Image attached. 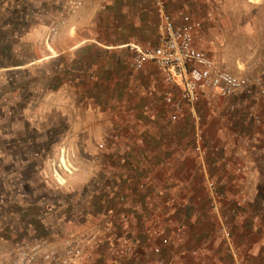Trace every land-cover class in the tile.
Returning a JSON list of instances; mask_svg holds the SVG:
<instances>
[{"label":"rangeland","instance_id":"rangeland-1","mask_svg":"<svg viewBox=\"0 0 264 264\" xmlns=\"http://www.w3.org/2000/svg\"><path fill=\"white\" fill-rule=\"evenodd\" d=\"M124 3L0 0V264H11L24 241L41 238L64 251L73 233L126 223L137 193L122 189L128 161L108 155L120 150V122L105 126L126 109L116 92L129 86L120 78L128 50L116 46L153 35V17L122 13ZM177 4L201 22L196 48L264 79V0ZM224 202L226 216L232 208Z\"/></svg>","mask_w":264,"mask_h":264},{"label":"crops","instance_id":"crops-1","mask_svg":"<svg viewBox=\"0 0 264 264\" xmlns=\"http://www.w3.org/2000/svg\"><path fill=\"white\" fill-rule=\"evenodd\" d=\"M122 1L125 2L122 13L153 17V35L143 42L130 36L129 42L116 47L127 48L133 41L157 44L159 17L153 0ZM178 2L170 6L176 19L181 12ZM87 43L83 40L69 48H82ZM127 59L120 78L129 86L116 92L125 98L127 106L122 103L126 109L121 110L120 119L108 120L105 127L120 122L121 136L117 138L120 150L108 155L128 161V166L121 169L122 189L137 196L134 201L129 199L131 210L124 212L126 223L121 228H112L111 241L99 249L93 262L86 264H233L222 220L211 208L207 175L226 182L225 208L235 206L234 195L248 179L257 184L253 192L247 188L252 199L257 194L256 203L241 208L237 217L228 216V224L233 242L246 263L264 264V207H260L264 205V97L257 91H243L222 100L199 93V120L185 109L173 121L170 118L173 109L165 102V93L171 91L178 97L182 83H165L159 70L149 63L133 73L129 50ZM249 109L260 115L259 123L247 116L245 111ZM198 126L208 147L225 145L227 151L210 156L203 163L193 148ZM138 139H143L144 145H139ZM223 158L232 168L222 162ZM243 165L248 171L237 173L235 168ZM143 181L147 187L140 189ZM158 214H163L162 221L155 223ZM129 241L134 248L126 253L124 245Z\"/></svg>","mask_w":264,"mask_h":264},{"label":"built area","instance_id":"built-area-1","mask_svg":"<svg viewBox=\"0 0 264 264\" xmlns=\"http://www.w3.org/2000/svg\"><path fill=\"white\" fill-rule=\"evenodd\" d=\"M179 0H153L155 11L159 17L157 26L159 37L155 45L133 41L128 43L127 48L130 52V70L133 73L141 71L146 64L159 70L163 81L167 84H174L177 81L182 83V91L178 97L173 92L165 93V102L173 109L170 115L171 120L175 121L179 115L188 109L195 120H199L197 112V101L199 93L208 96H217L222 100H227L243 91H257L264 97V84L259 76H247L237 74L229 69L217 64L206 52L195 47V34L201 27V22L191 15L180 12V17L176 19L170 6ZM80 2H78V6ZM77 6V8H78ZM235 105H233L234 107ZM247 116L259 123L260 115L253 109L245 111ZM204 133L201 127H197L194 134L193 148L203 163L210 156H218L227 151V146L208 147L205 144ZM139 145H144L143 139L137 140ZM104 145L102 144L101 147ZM232 168L225 158L222 162ZM65 162V161H64ZM71 166V164H70ZM71 173L76 168L72 165L67 168ZM237 173L248 171L246 165L235 168ZM240 187L234 195L235 206L229 211L228 215H221L223 201L226 199V182L224 180L206 177V187L211 197L212 210L220 216L222 220V230L226 245L232 255L233 264H245L243 257L235 248L231 229L228 224V216L237 217L240 209L246 207L253 200L252 179ZM145 181L139 184L140 189H145ZM250 188L248 191L247 188ZM121 199H125L123 196ZM174 199L171 198V202ZM162 215L154 217L155 223L162 221ZM112 238V229L108 225H101L95 230L86 234H71L64 239V251L48 243L47 240L35 238L33 241L19 243L13 253L11 264H86L93 262L96 253ZM167 242V240H165ZM133 242L129 241L124 245V251L129 253L133 250ZM157 251H159L157 249ZM63 252V253H62Z\"/></svg>","mask_w":264,"mask_h":264},{"label":"bare ground","instance_id":"bare-ground-1","mask_svg":"<svg viewBox=\"0 0 264 264\" xmlns=\"http://www.w3.org/2000/svg\"><path fill=\"white\" fill-rule=\"evenodd\" d=\"M63 160H64V158H63ZM65 161V160H64ZM65 164V163H64ZM66 166V165H65Z\"/></svg>","mask_w":264,"mask_h":264}]
</instances>
